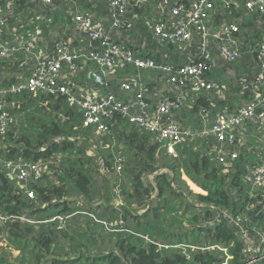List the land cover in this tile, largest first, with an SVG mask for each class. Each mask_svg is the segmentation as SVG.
<instances>
[{
    "label": "trees",
    "instance_id": "trees-1",
    "mask_svg": "<svg viewBox=\"0 0 264 264\" xmlns=\"http://www.w3.org/2000/svg\"><path fill=\"white\" fill-rule=\"evenodd\" d=\"M196 1L128 0L124 12L114 13L112 0H1L0 38L8 27L9 43H32L33 52L0 59V88L36 72L38 64L26 62L31 56L51 57L62 44L73 54L103 51L75 20L85 14L124 50L167 68L126 63L107 70L100 95L133 104L138 90L121 87L137 80L149 115L184 90L188 96L170 110L171 118L183 129L210 128L219 114H237L264 97V13L246 0H210L205 31L191 24L190 36L179 42L156 35L158 23L171 31L187 23ZM181 5L184 11L173 16ZM224 24L237 27L231 32L240 47L235 59L220 51L221 40L209 37ZM90 62L62 65L60 83L74 96L95 90ZM192 64H201V76L220 89H194L180 73ZM5 100L12 122L0 133V264H247L252 258L264 264V186L252 184V169L264 156L248 154L246 142H227L238 156L227 155L225 162L212 136L185 139L171 154L166 141L120 112L103 116L104 133L86 126L83 110L66 94L39 90ZM139 112V106L132 110ZM243 126L237 135L247 126H264V119ZM9 162L36 165L41 175L21 188Z\"/></svg>",
    "mask_w": 264,
    "mask_h": 264
},
{
    "label": "built area",
    "instance_id": "built-area-1",
    "mask_svg": "<svg viewBox=\"0 0 264 264\" xmlns=\"http://www.w3.org/2000/svg\"><path fill=\"white\" fill-rule=\"evenodd\" d=\"M1 1V0H0ZM45 4H51L52 0H41ZM168 2V0H163ZM128 0H112V9L114 13L117 11L124 12L126 9ZM246 5L250 9H259L264 13V0H246ZM212 6L210 0H198L194 2L192 9L187 13L188 22L181 24L174 31L168 29L165 22L158 23L155 26V32L158 37L163 40H169L172 42H179L185 40L190 36L189 26L195 24L199 29L206 30L205 22L208 19L206 9ZM184 11L183 6L174 7L172 9L173 16L180 15ZM3 10L0 5V26L4 24L5 19L3 17ZM75 20L79 24L83 33L88 35L91 40L100 41L105 49L103 51L95 49L89 55L80 53L73 54L70 49L62 44L58 47V51L51 57L41 59L36 55L38 60V69L36 72L27 77H23L22 80L12 84L9 88H0V133L4 134L8 130L12 116L6 110V96L10 93L19 94L22 92H37L39 90H46L49 92H59L69 96L70 101L76 103V105L83 110L85 117V125H96L99 132H105L108 130L106 124L103 122V116L110 117L113 112H120L130 118V120L136 123L140 128L146 129L157 134V138L160 141L167 142V150L169 153L174 154L175 149L179 143L183 140L192 138L195 135L205 137L212 136L216 138L219 143L214 145V149L218 152V158L221 162L226 161L227 155L231 158L238 156L236 151H229L225 144L238 142L243 144L245 142L244 135H237L235 130L248 120L264 119V112L258 113L259 105L264 102V97L258 99L257 103H250L242 107L237 114L221 113L218 116V121L210 128L199 130L183 129L173 118H171L170 110L172 108H178L188 96L187 91H181L178 94L177 100H168L162 103L153 114H147V104L143 100V91L145 90L135 80L130 83L122 84V90L134 91L138 90V101L135 103L124 104L118 102L116 96L108 94L106 96L100 95L97 91H91L84 93L80 97L74 96L70 88L60 83V71L64 62L75 67V63L78 59H82L84 63L92 61L96 63L100 69L106 73L107 70H115L118 67H124L126 63L133 64L138 68L143 69H167L166 67H159L151 58H140L134 56L131 50H124L120 45L114 43L111 40L109 32L100 24H95L92 21L91 16L85 14H77ZM237 30V27L224 26L222 29L210 34L209 37L221 40L220 51L226 54L230 59H235L240 56V47L238 41L231 36V32ZM33 39V38H32ZM100 44V45H101ZM25 49L27 52L32 53V43H19L11 44L0 38V59L4 57L12 56L14 53ZM263 58V72H264V46L261 50ZM205 53V52H204ZM208 56V55H206ZM180 73L189 76V79L194 85V89L201 88H215L220 89L219 85L207 83L201 76L202 65L192 64L181 68ZM175 80V79H174ZM140 107V112L132 114V110L136 107ZM14 170L13 177L16 178L21 188H25L26 183L32 177L38 178L41 175L40 168L31 163H8ZM118 169L122 168V158H118ZM252 184L255 186H264V163L254 166L252 169ZM26 181V182H25ZM25 182V183H24ZM25 192L29 197H33V193L25 189ZM247 264H256V258H252Z\"/></svg>",
    "mask_w": 264,
    "mask_h": 264
},
{
    "label": "crops",
    "instance_id": "crops-1",
    "mask_svg": "<svg viewBox=\"0 0 264 264\" xmlns=\"http://www.w3.org/2000/svg\"><path fill=\"white\" fill-rule=\"evenodd\" d=\"M17 31V30H16ZM8 32V27L6 28V32L5 34ZM4 34V35H5ZM3 35V40L5 39L6 42H9L8 41V38L5 37ZM15 35V33L13 34ZM18 38H23L20 34H16V39ZM74 40V39H73ZM33 55V54H32ZM34 55L30 57V59H27L26 62H29L31 61L34 66L36 67L37 64H38V60L37 58L35 57L34 59ZM93 66V69H90L91 71L89 72V77L92 73L96 72L97 70H101L100 68H97L95 67V63L93 64L92 62H90ZM27 64V63H26ZM86 66V65H85ZM35 73V69L34 71L31 73V75H33ZM30 75V76H31ZM106 75V74H105ZM27 77V76H26ZM107 78V77H106ZM91 79V78H90ZM93 82H94V91H97L99 94H100V91L98 88H96L95 86V81L93 79H91ZM255 126V125H254ZM244 127V126H243ZM244 132V138H245V142H246V148H247V153L248 154H251V155H256L258 157H263L264 156V126H259V127H255V128H252L250 126H247L244 128L243 130ZM264 161V160H263ZM262 161V162H263Z\"/></svg>",
    "mask_w": 264,
    "mask_h": 264
},
{
    "label": "water",
    "instance_id": "water-1",
    "mask_svg": "<svg viewBox=\"0 0 264 264\" xmlns=\"http://www.w3.org/2000/svg\"><path fill=\"white\" fill-rule=\"evenodd\" d=\"M90 78L95 81L96 88H105V87H107V78H106V75H105V73H104V71L102 69L101 70H97L96 72L92 73L90 75ZM1 183L4 186L5 190H7L8 189L7 183L4 180H2Z\"/></svg>",
    "mask_w": 264,
    "mask_h": 264
}]
</instances>
